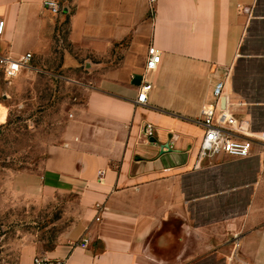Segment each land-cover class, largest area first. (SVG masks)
<instances>
[{
	"label": "crops",
	"instance_id": "obj_1",
	"mask_svg": "<svg viewBox=\"0 0 264 264\" xmlns=\"http://www.w3.org/2000/svg\"><path fill=\"white\" fill-rule=\"evenodd\" d=\"M58 1L55 14L45 0H0L4 53L41 61L67 24L81 53L62 66L90 69L42 171L16 175L76 200L54 245L19 264H264V146L199 158L194 122L225 79L233 112L264 130V0ZM150 45L162 59L146 70Z\"/></svg>",
	"mask_w": 264,
	"mask_h": 264
},
{
	"label": "rangeland",
	"instance_id": "obj_2",
	"mask_svg": "<svg viewBox=\"0 0 264 264\" xmlns=\"http://www.w3.org/2000/svg\"><path fill=\"white\" fill-rule=\"evenodd\" d=\"M67 31L64 24L41 61L33 59L40 71L10 80L0 71V264H19L31 247L51 248L76 201L74 195L42 191L39 183L27 189V179L16 177L42 171L48 146L58 140L73 107L85 102L78 82L88 83L89 67L62 66L65 52L81 53L71 48Z\"/></svg>",
	"mask_w": 264,
	"mask_h": 264
},
{
	"label": "built area",
	"instance_id": "obj_3",
	"mask_svg": "<svg viewBox=\"0 0 264 264\" xmlns=\"http://www.w3.org/2000/svg\"><path fill=\"white\" fill-rule=\"evenodd\" d=\"M45 6L51 12L60 13L62 7L58 0H45ZM5 35V19L0 18V71L5 79H13L26 70L40 71L32 65L33 53L26 52L20 56L4 53L1 45ZM160 50L150 45L146 59V70L156 69L161 62ZM152 83L144 80L140 86L137 102L145 103ZM226 80L216 81L212 95L213 100L203 105L200 117L195 123L202 128L199 145V158L227 156L231 159H246L252 155L255 145L264 146V130H254L249 119L235 114L233 104L229 101ZM153 126L147 125L145 133L153 135ZM102 173V171H100ZM32 264H65L63 259H53L37 254Z\"/></svg>",
	"mask_w": 264,
	"mask_h": 264
},
{
	"label": "water",
	"instance_id": "obj_4",
	"mask_svg": "<svg viewBox=\"0 0 264 264\" xmlns=\"http://www.w3.org/2000/svg\"><path fill=\"white\" fill-rule=\"evenodd\" d=\"M165 149L169 150V144L168 143H165V144L162 145V150L161 151L164 152Z\"/></svg>",
	"mask_w": 264,
	"mask_h": 264
}]
</instances>
